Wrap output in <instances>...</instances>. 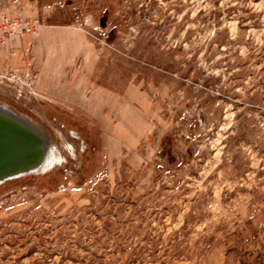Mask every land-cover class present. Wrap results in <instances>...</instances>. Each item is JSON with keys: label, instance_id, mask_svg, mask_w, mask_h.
Here are the masks:
<instances>
[{"label": "rangeland", "instance_id": "1", "mask_svg": "<svg viewBox=\"0 0 264 264\" xmlns=\"http://www.w3.org/2000/svg\"><path fill=\"white\" fill-rule=\"evenodd\" d=\"M35 1L74 101L0 71L63 161L0 185V264H264V0Z\"/></svg>", "mask_w": 264, "mask_h": 264}, {"label": "crops", "instance_id": "2", "mask_svg": "<svg viewBox=\"0 0 264 264\" xmlns=\"http://www.w3.org/2000/svg\"><path fill=\"white\" fill-rule=\"evenodd\" d=\"M0 15L37 23L31 32L6 39L0 71L30 73L34 90L47 101H74V24L45 23L35 0H0Z\"/></svg>", "mask_w": 264, "mask_h": 264}, {"label": "water", "instance_id": "3", "mask_svg": "<svg viewBox=\"0 0 264 264\" xmlns=\"http://www.w3.org/2000/svg\"><path fill=\"white\" fill-rule=\"evenodd\" d=\"M26 123L29 126L0 111V182L27 172L39 162L44 151L39 133Z\"/></svg>", "mask_w": 264, "mask_h": 264}, {"label": "bare ground", "instance_id": "4", "mask_svg": "<svg viewBox=\"0 0 264 264\" xmlns=\"http://www.w3.org/2000/svg\"><path fill=\"white\" fill-rule=\"evenodd\" d=\"M0 109H1L0 111H6L8 113V115L16 121L21 122L23 124H27L26 122H28L30 125H32L34 127L35 132L37 131L39 133V134L38 133L37 134L41 137V139L43 141V148H44V151L40 157V160L36 165L31 167L27 172L13 175L12 177L6 179L5 181L0 182V185L4 182L8 181V180L19 178V177H24L27 175L45 174L47 172L52 171L57 166H59L63 163L62 157H61L57 147L48 138L43 136L42 132L36 126H34L32 123H30L27 119H25V118L21 117L20 115L14 113L13 111H11L10 108H8L4 104L0 103ZM72 134H73V137L74 136H77V138L79 137V135H76L77 133L76 134L72 133Z\"/></svg>", "mask_w": 264, "mask_h": 264}, {"label": "built area", "instance_id": "5", "mask_svg": "<svg viewBox=\"0 0 264 264\" xmlns=\"http://www.w3.org/2000/svg\"><path fill=\"white\" fill-rule=\"evenodd\" d=\"M36 22L20 21L19 19H9L4 15H0V46L5 44L6 39L29 33L36 26Z\"/></svg>", "mask_w": 264, "mask_h": 264}]
</instances>
